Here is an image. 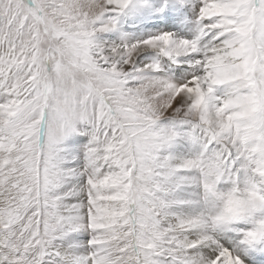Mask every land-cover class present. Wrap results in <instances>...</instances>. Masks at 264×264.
<instances>
[{
    "label": "snow or ice",
    "instance_id": "snow-or-ice-1",
    "mask_svg": "<svg viewBox=\"0 0 264 264\" xmlns=\"http://www.w3.org/2000/svg\"><path fill=\"white\" fill-rule=\"evenodd\" d=\"M0 264H264V0H0Z\"/></svg>",
    "mask_w": 264,
    "mask_h": 264
}]
</instances>
